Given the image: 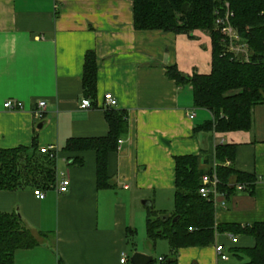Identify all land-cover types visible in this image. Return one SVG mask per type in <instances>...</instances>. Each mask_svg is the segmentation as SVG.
<instances>
[{"label": "crops", "instance_id": "1", "mask_svg": "<svg viewBox=\"0 0 264 264\" xmlns=\"http://www.w3.org/2000/svg\"><path fill=\"white\" fill-rule=\"evenodd\" d=\"M89 50L98 57L97 102L81 108ZM175 64L184 74H209L210 35L139 31L133 0H0V148L31 146L36 136L40 147L56 146L58 160L57 182L43 190V199L32 187L0 191V211H18L36 234H49L38 236L33 248L18 249L14 264H121L123 252L130 258L136 251L154 257L148 248H129L151 206L174 209L175 157L198 155L208 169L218 144L237 145L234 166L258 181L253 192L237 189L216 198L217 224L264 222V104L254 107L249 131L194 133L212 114L194 107L190 85L168 76ZM110 92L118 100L115 109L127 112L128 130L109 154L113 187L99 188L96 151L64 147L72 138L109 134L102 104ZM41 99L47 106L38 118ZM8 101L14 108L5 107ZM64 176L71 185L60 193ZM217 244H224L227 260ZM254 245L251 236L219 233L212 245L179 248L177 264H252L242 250ZM165 248L158 258L170 253L169 242Z\"/></svg>", "mask_w": 264, "mask_h": 264}, {"label": "trees", "instance_id": "2", "mask_svg": "<svg viewBox=\"0 0 264 264\" xmlns=\"http://www.w3.org/2000/svg\"><path fill=\"white\" fill-rule=\"evenodd\" d=\"M134 26L139 31H163L190 35L195 30L208 33L212 40V70L209 74H184L178 66L168 67V76L179 85H190L193 104L206 109L212 118L197 124L194 133H226L249 131L253 127V109L264 104V0H133ZM233 12L231 22L250 47L246 60L227 52L218 19ZM99 65L94 50L85 55L83 89L93 105L97 102ZM109 134L101 138H72L64 150L71 153L94 150L97 153L98 187H113L109 177V154L116 151L119 138L128 130L125 110L106 108ZM35 136L31 146L0 148V191L32 187L48 189L57 182L58 160L41 151ZM237 145L218 144L215 148L216 166L200 167L198 155L175 157V207L171 212L149 208L146 220L147 236L156 243L168 240V255L153 258L150 264H177L176 251L182 247L209 246L219 233L230 232L251 236L255 245L243 249L252 264H264V222L252 224H217L216 203L203 197L199 190L205 174L218 179L217 189L229 198L244 185L255 189L258 176L234 166ZM78 161V159H76ZM49 234L29 227L18 211H0V264H14L18 249L39 245L38 236Z\"/></svg>", "mask_w": 264, "mask_h": 264}, {"label": "built area", "instance_id": "3", "mask_svg": "<svg viewBox=\"0 0 264 264\" xmlns=\"http://www.w3.org/2000/svg\"><path fill=\"white\" fill-rule=\"evenodd\" d=\"M227 6V12L224 16L219 17L218 19V28L223 35V42L226 47L227 52H232L236 57H241L246 60H249L250 58V47L246 40H244L237 30L234 28L231 22V17L233 16V12L229 9V4L226 3ZM47 106V102L44 99H41L38 101L37 109L35 110V114L38 118H42L44 114V110ZM6 108H14L11 101H8L5 103ZM17 107L21 108L22 103L18 102ZM93 107V102L90 98H83L81 101V108H91ZM102 107L104 108H116L118 107V100L117 98L110 92L106 93L104 95V102L102 104ZM190 118H194L195 114L191 113L189 115ZM122 141V140H120ZM41 151L44 153H51L53 155H57V148L55 145H48L41 148ZM216 166V163L213 165ZM217 183L218 179L216 175L214 177H211L208 174H205L203 176V184L200 187V194L211 200L213 199L216 202V198L219 195H223V193L219 192L217 189ZM71 185L70 178L68 177H62L57 185L58 191L60 193H66L69 191ZM238 190H244V185H238ZM35 195L38 198L43 199L45 197V193L41 189H35L34 191ZM233 242H237L238 238L234 235L230 236ZM216 251L220 257L221 260H227L228 255L225 253V246L224 244H217L216 245ZM129 254L126 252H123L121 254L120 262L121 264H129ZM162 259V258H160Z\"/></svg>", "mask_w": 264, "mask_h": 264}, {"label": "rangeland", "instance_id": "4", "mask_svg": "<svg viewBox=\"0 0 264 264\" xmlns=\"http://www.w3.org/2000/svg\"><path fill=\"white\" fill-rule=\"evenodd\" d=\"M140 227L141 228H140V232H139L138 236H136L133 240L134 244L130 245V248H129L130 251H132L134 249L143 250V249L148 248L152 252V254L154 255L155 258H158V256L160 254L167 252V250L165 248V244H168V242H167L168 240L163 239V238H159L156 241L157 247L156 248H150V246L152 244H154V242L151 241L150 239H148L146 221L142 222V224H140Z\"/></svg>", "mask_w": 264, "mask_h": 264}, {"label": "water", "instance_id": "5", "mask_svg": "<svg viewBox=\"0 0 264 264\" xmlns=\"http://www.w3.org/2000/svg\"><path fill=\"white\" fill-rule=\"evenodd\" d=\"M44 122L39 124V127H42ZM147 203V202H145ZM151 208H154V206H151ZM153 256L150 254H146L143 252L136 251L130 256V261L132 264H150L153 260Z\"/></svg>", "mask_w": 264, "mask_h": 264}]
</instances>
